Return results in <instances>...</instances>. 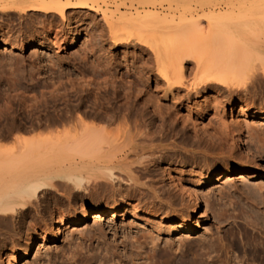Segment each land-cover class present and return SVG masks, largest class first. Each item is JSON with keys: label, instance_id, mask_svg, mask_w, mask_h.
<instances>
[{"label": "rangeland", "instance_id": "obj_1", "mask_svg": "<svg viewBox=\"0 0 264 264\" xmlns=\"http://www.w3.org/2000/svg\"><path fill=\"white\" fill-rule=\"evenodd\" d=\"M145 1L152 3L156 8L142 9V0H98L96 11L88 8L82 9L83 12L76 10L78 13L75 10H67L64 18L56 14L26 17L9 14V18L0 12V45L6 41L23 46L29 44L23 51L2 52L0 48V111H4L5 105L13 101L14 111L11 109L13 117L10 115V119L14 122L18 120L21 123L16 121V124L24 125L23 129L27 128L26 134L24 130V133L21 132L18 136L37 135L41 131L31 128L36 115L16 111L17 104L12 100L15 95L25 92L24 96L38 97L44 81L50 82L47 81L49 79L54 81L56 86L71 91L84 90L85 84L90 83L88 92L92 93L80 91L79 94H83V97L79 100L74 98L79 102H70L74 106L82 103L80 111H89L95 104L102 103V99L106 97L102 90L94 89L98 87L94 82L104 87L107 80L116 83L121 78L127 80L134 86L133 92L139 96L140 105L145 104L149 111L152 107L160 108L161 120L169 131L164 140L154 144L159 147L156 151L163 155L164 159L170 160L156 169L152 180L158 185H164L165 173H169L184 187L195 189L203 204V210L198 212L195 220L193 214L190 215V200L185 196L182 198L184 203H181L177 192L173 194L174 201L177 202L175 208L182 210V206L189 207L185 209L189 216L186 219L190 220V224L196 221L199 229L193 233L181 232L178 228L181 216L178 217V222L165 219L160 221L144 213L136 201H131L115 218H111L110 214L102 217L99 214L97 216L100 218L89 219L75 228L68 226L62 230L63 237L57 242L50 239L55 234L53 220L58 218L57 213L53 214L54 216L46 213L43 217L45 222L38 225L31 222V219H26L24 223V220L18 223V219H8L6 226L4 222H0V242H3V245L0 243V264L3 258V263L11 264L24 252L22 249L31 239L38 242V250L27 259L19 261V264H142L144 260L140 257L147 256V249H144V252L143 244L138 242L142 241L141 238L143 235L147 236L148 232L155 234L154 237L159 239L160 246L165 242L182 245L183 256L186 254L185 258L193 264H264V244L260 243L264 241V120L253 119L251 113H264V80L247 81L248 95L240 90L241 93L238 92L230 101L226 98L227 93L219 96L221 93L208 90L195 96L192 92L187 94L186 90V81H192L195 73L194 62L188 61L183 64V85H174L173 93L170 94L166 90V79L160 78L156 73L153 53L148 46L135 44L137 47H134L123 41L115 44L106 26L111 18L115 20L116 17L129 16L136 12V8H139V11L142 9L143 13L144 10H149L150 13L153 11L154 14L158 12L159 16L168 20H178L183 16L204 23V16L209 13V9L216 6V12H224L227 10L224 3L231 0ZM218 4L222 5L217 7ZM74 35H78L77 41L72 44L71 38ZM156 80L159 82L156 83ZM111 91L113 93L114 90H109L110 95ZM109 94L106 98H109ZM222 97L228 101L221 100ZM84 98L87 100L84 101ZM90 101L92 103H89ZM114 126L116 125L108 128L109 133L113 128L115 130ZM202 126L203 129L200 128ZM29 129H32L31 132ZM208 130L210 133H213V130L226 133L222 147H217L220 142H217L218 145L216 142L211 145L208 143ZM43 133L47 132L44 130ZM237 135L241 137L242 143H237ZM12 140L11 143L8 140L9 145H13ZM213 145H217L216 148ZM228 171H231L228 177L230 180H216L218 174L225 175ZM239 175L241 181L235 180L239 179ZM80 207V202L76 201L70 208H65L62 215L74 217ZM92 210L93 207H90L88 211ZM9 221H12L11 224ZM135 238L140 240L136 242ZM188 245L192 246V255L187 251ZM181 248L178 249L179 252L176 251L179 256ZM202 248L206 251H202Z\"/></svg>", "mask_w": 264, "mask_h": 264}, {"label": "bare ground", "instance_id": "obj_2", "mask_svg": "<svg viewBox=\"0 0 264 264\" xmlns=\"http://www.w3.org/2000/svg\"><path fill=\"white\" fill-rule=\"evenodd\" d=\"M97 1L0 0V12L8 17L9 14H17L19 17L36 16V14L53 16L56 14L64 18L67 10L82 11V9L88 8L96 11ZM140 4L142 9L150 7L154 10L156 8L155 5L145 0H142ZM224 4L227 6L225 7L227 10L224 12L223 10L216 12V6H212L214 8L209 9V13L204 16V23L183 16L178 17V20H168L166 17L159 16L158 12L154 14L152 11L151 14L149 10V13L144 10L143 13L141 9V13L139 8H134L135 13L116 17L115 20L111 18V21H107L106 26L115 44L123 41L134 47L140 44L148 46L153 53L156 73L160 78L166 79V90L170 94L173 93L174 85H180L184 80L183 64L192 61L195 64V73L192 81H186L187 94L192 92L193 95L199 96L201 92L207 90L208 92L221 93L218 94L219 96L227 93L226 98L230 101L240 90L248 95L247 81L264 80V0H231ZM221 5L218 4L217 7ZM14 18L16 19V15ZM23 19L25 20V18ZM65 24H67V19ZM3 35L6 37L7 34ZM77 36L74 35L71 38L72 44L77 41ZM68 37L70 38V36ZM28 45L10 44L6 41L0 45V48H2V52L23 51ZM47 81L50 82L44 81L43 89L40 90L38 97L24 96L25 92L12 96L14 98L12 100L17 104L14 105L18 107L16 111H22V114L36 115L35 118L31 117L32 121L34 119L31 128L39 129L40 134L26 137L27 128L23 129L24 125L21 127L15 123L18 121L16 120L18 116L15 118V122L10 119L11 116L13 117L11 115L14 111L12 109L14 108L13 101L5 105L4 111H0V139L2 140L0 141L1 223L4 222L6 226L5 222L8 219L12 221L18 219V223L23 220L24 223L26 219H31V222L38 225L45 222L43 217L46 213H51V216L57 213L58 218L53 220L55 234L53 238H50L53 242H57L63 237L62 230L68 226L75 228L89 219H97L99 214L101 217L110 214L111 218H115V215L126 209L131 201H136L138 202L137 206H141L144 213L154 216L160 221L163 219L177 221L181 216L182 220L178 225L181 232L193 233L199 229L196 221L194 224H190V220L186 219L189 216L185 209H189V207L185 208L181 204L184 207L182 210L175 208L177 202L174 201L175 195L173 194V192H177L176 194L181 197V201L179 199L181 203H184L185 196L190 200L192 204L190 215L193 214L195 220L198 212L203 210V204L195 189L184 187L183 184L175 181L169 173H165L164 185H158L152 180L156 169L170 160L164 159V156L157 152L159 147L154 144L165 138L169 132L164 121L161 120L160 108L152 107V110L149 111L145 104L140 105L138 103L140 98L134 94L132 83L121 78L118 83L107 80L104 87L94 82L98 86L97 89H94L102 90L106 97L110 89H113L114 92L111 91L112 94H109V98H104V95L102 103L95 104V107L91 108L92 110L80 111L82 103L74 106L70 102L81 99L83 94H79L80 91L88 92L90 83L86 82L87 85L84 83V90L75 89L74 91L73 89L71 91L63 87L60 88L59 85L56 86V83L50 79ZM158 82L156 80V83ZM112 95L113 97H111ZM75 97L78 100H74ZM86 100L84 98V101ZM221 100H225L224 97ZM251 113L253 119L264 120V113ZM113 125H116L114 127L117 130L115 131L113 128L114 133L113 130L109 133L108 128ZM41 128L47 133L44 134V130H40ZM200 128L203 129V126ZM24 130V136H18L21 132L23 134ZM30 130L32 129H29V132H31ZM209 131L206 135L208 143L211 145L216 142L218 145L217 142H220L216 146L222 147L226 140V133L224 131L218 133L214 130L213 133H210ZM10 139L14 140V142L12 140L13 145H9ZM236 141L240 143L241 137L238 136ZM213 146L216 148L215 145ZM208 149L210 148L208 147ZM230 173L231 171L225 175L218 174L216 180H230L228 178ZM241 178L243 180V177ZM235 180L241 181L240 175L239 179L235 178ZM76 201H79L81 206L77 214L74 217L63 216L62 211L65 208H70ZM88 206L93 207L91 212L88 211L90 208ZM146 235H143L142 241L139 242L137 241L139 238L137 240L135 238L136 242L143 244V250L147 249V253H145L147 256L144 254V258L140 257L139 253L138 257L144 260V262L141 260L142 264H193L185 258L187 257L185 253L183 256L182 245L165 242L160 246V244L158 245L159 239L154 237L155 234L152 235L148 232ZM260 243L263 245L264 241ZM1 244L0 246L3 245ZM188 246L186 247L189 248L187 251L192 255V246ZM180 248L182 256L176 253ZM262 248L264 251V245ZM22 250L24 252L19 254L20 256H17L15 260L13 259L11 264H19V261L27 259L36 252L38 242L31 239ZM204 252L203 254H205ZM3 260H1V264L6 263L5 261L3 263Z\"/></svg>", "mask_w": 264, "mask_h": 264}]
</instances>
